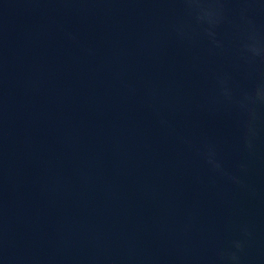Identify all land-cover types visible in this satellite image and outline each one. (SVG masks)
<instances>
[{"label": "water", "instance_id": "95a60500", "mask_svg": "<svg viewBox=\"0 0 264 264\" xmlns=\"http://www.w3.org/2000/svg\"><path fill=\"white\" fill-rule=\"evenodd\" d=\"M211 6L0 0V264H264V0Z\"/></svg>", "mask_w": 264, "mask_h": 264}, {"label": "clouds", "instance_id": "9594fccd", "mask_svg": "<svg viewBox=\"0 0 264 264\" xmlns=\"http://www.w3.org/2000/svg\"><path fill=\"white\" fill-rule=\"evenodd\" d=\"M203 2L204 0H185V3L188 4L190 8H192L193 10L195 8L199 9L198 15L196 17L199 22L206 21L210 25L213 26L217 25L222 19V16L219 8H214L211 6V4L212 3L219 4V0H210L208 7H201V4ZM208 35L214 37L215 33L211 30H208ZM249 39L252 40L253 42L250 44L245 43L244 48L247 51L251 52L253 56L261 57V59H264V41L257 39L255 35L249 37ZM257 101L264 104V85H261L256 89L254 96L252 94L245 93L244 98L239 101L240 107L250 112L252 122H254L256 119V112L250 109V105L255 104ZM247 127H248V133L250 135H254L255 134L254 123H249ZM249 146L251 147L250 143ZM209 162L212 163L215 168L217 169L220 168V164L217 163L214 159V153H210ZM236 247L242 249L243 245L237 243ZM221 258L230 259L231 261L235 262V264H238L239 262V257L235 253H231V254L222 253Z\"/></svg>", "mask_w": 264, "mask_h": 264}]
</instances>
